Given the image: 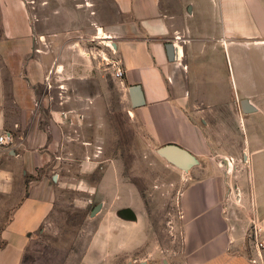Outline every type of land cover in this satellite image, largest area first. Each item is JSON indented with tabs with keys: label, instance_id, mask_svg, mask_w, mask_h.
<instances>
[{
	"label": "crops",
	"instance_id": "0c3cea01",
	"mask_svg": "<svg viewBox=\"0 0 264 264\" xmlns=\"http://www.w3.org/2000/svg\"><path fill=\"white\" fill-rule=\"evenodd\" d=\"M110 3L124 20L107 27L104 40H113L124 71L116 81L126 88L133 115L151 143L178 146L198 161L178 199L185 263L264 264V250L257 254L247 238L252 223L263 221L233 206L239 188L224 175L232 163L218 160L201 127L239 101L240 111L255 117V131L264 128V0ZM45 45L26 1L0 0V136L13 138L0 145V264H21L52 213L64 182L59 161L74 140L71 130L87 116V97L78 95L77 109L68 91L88 78L87 61L70 45L53 51ZM134 86L139 107L129 93ZM226 86L238 96L227 97ZM49 87H58L56 94ZM243 101L251 112L243 111ZM241 125L248 131V118L241 116ZM263 141L264 135L248 134V143Z\"/></svg>",
	"mask_w": 264,
	"mask_h": 264
},
{
	"label": "rangeland",
	"instance_id": "374dc122",
	"mask_svg": "<svg viewBox=\"0 0 264 264\" xmlns=\"http://www.w3.org/2000/svg\"><path fill=\"white\" fill-rule=\"evenodd\" d=\"M25 1L36 34L45 40L42 48L72 46L76 51L71 53L87 61L89 73L86 80L68 85L75 108L78 95L87 97V116L71 130L74 140L65 145L59 161L62 188L21 264H186L178 199L198 165L184 171L157 153L160 147L151 143L133 115L126 88L113 78L111 64L119 61L108 47L113 40L99 39L97 33L124 19L110 0ZM75 67L85 68L82 63ZM49 90L56 94L58 87ZM226 94L238 96L228 86ZM234 104L233 111L201 127L215 142L218 160L232 163L224 175L239 188L233 206L241 216L262 222L264 141L248 143L247 137L264 135V128L255 131V117L243 114L239 101ZM241 116L250 122L248 131Z\"/></svg>",
	"mask_w": 264,
	"mask_h": 264
},
{
	"label": "water",
	"instance_id": "95a60500",
	"mask_svg": "<svg viewBox=\"0 0 264 264\" xmlns=\"http://www.w3.org/2000/svg\"><path fill=\"white\" fill-rule=\"evenodd\" d=\"M112 47L114 48L113 44ZM129 93L132 99L133 107H139L140 105H142L141 91L138 86L132 87ZM242 108L245 113L251 112V109L246 106L244 101L242 102ZM157 153L165 160H167L170 164L184 171H187L197 166L198 164L197 159L191 153L175 145L161 146L160 148H158ZM99 208V205L96 206V208H94V212H96ZM128 212L129 216L135 220L134 213L131 210H129Z\"/></svg>",
	"mask_w": 264,
	"mask_h": 264
},
{
	"label": "built area",
	"instance_id": "2783aa9c",
	"mask_svg": "<svg viewBox=\"0 0 264 264\" xmlns=\"http://www.w3.org/2000/svg\"><path fill=\"white\" fill-rule=\"evenodd\" d=\"M108 47L114 51L112 45H108ZM111 65L113 78L121 82L124 78V71L121 68L120 61L114 62ZM12 142L13 138L9 133H4L0 136V145H9ZM247 238L257 254L264 250V221L261 224L252 223Z\"/></svg>",
	"mask_w": 264,
	"mask_h": 264
},
{
	"label": "bare ground",
	"instance_id": "6f19581e",
	"mask_svg": "<svg viewBox=\"0 0 264 264\" xmlns=\"http://www.w3.org/2000/svg\"><path fill=\"white\" fill-rule=\"evenodd\" d=\"M97 37L99 39H109L108 35L106 33L103 32V30H101L100 28H98V33H97ZM109 43V41H106V43ZM109 45V44H108Z\"/></svg>",
	"mask_w": 264,
	"mask_h": 264
}]
</instances>
